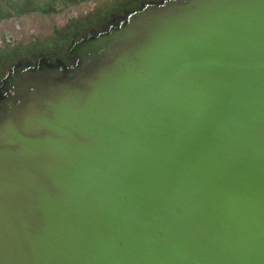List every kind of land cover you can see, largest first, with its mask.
Masks as SVG:
<instances>
[{
    "label": "water",
    "instance_id": "water-1",
    "mask_svg": "<svg viewBox=\"0 0 264 264\" xmlns=\"http://www.w3.org/2000/svg\"><path fill=\"white\" fill-rule=\"evenodd\" d=\"M70 52L0 85V264H264V0L147 2Z\"/></svg>",
    "mask_w": 264,
    "mask_h": 264
},
{
    "label": "rangeland",
    "instance_id": "rangeland-1",
    "mask_svg": "<svg viewBox=\"0 0 264 264\" xmlns=\"http://www.w3.org/2000/svg\"><path fill=\"white\" fill-rule=\"evenodd\" d=\"M137 1L0 0V75L21 57L62 50L73 31L88 28ZM44 3L47 11L40 9Z\"/></svg>",
    "mask_w": 264,
    "mask_h": 264
},
{
    "label": "flooded vegetation",
    "instance_id": "flooded-vegetation-1",
    "mask_svg": "<svg viewBox=\"0 0 264 264\" xmlns=\"http://www.w3.org/2000/svg\"><path fill=\"white\" fill-rule=\"evenodd\" d=\"M147 2H150L149 0H139L137 3L133 6L123 8L121 11L117 14H110L108 18H103L96 24H93L89 26L88 28H78L77 30L73 31L69 37V41L67 40V43L64 45L62 50H50V51H44V52H37L31 54L29 57L20 58L18 61L13 63L10 67L5 68L1 75H0V85L3 84L5 78L8 76V74L13 73L15 69L21 68L23 66H36L37 63L40 60H44L48 63H54L55 59H59L62 61L65 65H70L75 61V58L73 57L72 53L70 52V49L73 45V43L83 37H86L88 34L97 33L99 31L105 30L109 25L117 23L121 18H123L128 12L138 8L142 4H145ZM3 93H8V91H4Z\"/></svg>",
    "mask_w": 264,
    "mask_h": 264
},
{
    "label": "trees",
    "instance_id": "trees-1",
    "mask_svg": "<svg viewBox=\"0 0 264 264\" xmlns=\"http://www.w3.org/2000/svg\"><path fill=\"white\" fill-rule=\"evenodd\" d=\"M34 8H36V5L33 3L31 4ZM31 5L29 6V9H33L31 8ZM42 11H47V9L45 8V3H44V6L42 8H40Z\"/></svg>",
    "mask_w": 264,
    "mask_h": 264
}]
</instances>
